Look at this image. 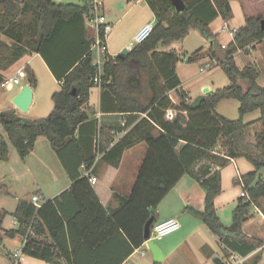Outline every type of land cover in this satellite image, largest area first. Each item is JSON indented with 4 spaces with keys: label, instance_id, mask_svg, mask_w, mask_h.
Masks as SVG:
<instances>
[{
    "label": "trees",
    "instance_id": "1",
    "mask_svg": "<svg viewBox=\"0 0 264 264\" xmlns=\"http://www.w3.org/2000/svg\"><path fill=\"white\" fill-rule=\"evenodd\" d=\"M146 1L156 17L151 36L133 46L124 57H114L106 52L99 76L101 84L97 85L94 79L99 75V66L95 52L91 51L95 40L87 43L83 60L63 73H59L53 63V56L63 51L64 31L71 27V22L84 21L90 12L89 0H85L84 5L55 0H0V34L15 41L10 57L0 55V68L8 69L26 54L40 53L56 78L63 81L61 89L52 95L53 110L45 117L28 118L15 110L0 112V160L9 159V141L24 159L34 150L40 136L46 137L62 157L79 126L88 118L85 106L94 86L102 87L103 99L114 100L113 111L147 113L136 126V130L144 131L141 139L145 141L147 152L133 190L119 208L109 212L89 177L74 174L67 166L74 183L61 196L70 193L74 198L76 211L71 216H65L60 210L59 197L42 202L41 207L31 201L19 200L13 213L19 227L6 231V235L12 238L21 235L24 239L32 227L35 233L29 235L24 247L27 256L49 264H79L85 248L101 249L121 233L129 245L125 260L144 244L147 222L155 216L156 223L160 202L184 175L191 176L205 189V208L201 211L193 209V212L216 235L225 241L231 237L247 243L251 250L264 245V241L253 239L242 230L253 205L264 200V179L258 177L264 167V85L259 84L261 73L254 65L240 69L233 56L240 49L247 50L254 42L264 39L263 16H246L245 24L238 28L234 40L223 49L210 24L219 16L224 20L231 19L233 0H183L187 7L182 12L175 9L171 0ZM191 29L199 30L211 41V56L219 61L231 81L196 101L181 88L182 81L177 72V64L182 60L180 53L176 49L158 50L160 46L169 47L184 39ZM0 44L9 48L1 39ZM202 50L188 56V62L199 61ZM132 68L139 70L138 75L131 76L126 83L123 74ZM25 69L30 85L36 86L34 70L28 65ZM140 69L149 73L152 96L147 104H140L130 88L139 85ZM3 80L4 76L0 75V85ZM171 92L175 93L177 103L170 96ZM224 99L240 101V118L232 120L217 111L218 104ZM170 108L178 110L173 119L167 117ZM256 110L261 112V117L246 123V114ZM257 123H261L263 129L256 133V143L246 144L243 149V140ZM155 129L157 134L153 132ZM2 131L6 132L9 141ZM102 136L108 141L111 139L104 128ZM125 146V141L117 143L108 154L120 157ZM250 148L256 149V153ZM241 156L248 157L255 169L237 180L244 184L248 197L239 199L233 212V223L226 226L215 203L223 191L221 169ZM91 162L92 159L89 164ZM215 166L219 169L214 170ZM47 233L53 243L40 240ZM2 239L0 234V244Z\"/></svg>",
    "mask_w": 264,
    "mask_h": 264
},
{
    "label": "crops",
    "instance_id": "2",
    "mask_svg": "<svg viewBox=\"0 0 264 264\" xmlns=\"http://www.w3.org/2000/svg\"><path fill=\"white\" fill-rule=\"evenodd\" d=\"M60 2L74 3L62 2V0ZM103 2L104 12L112 24V31L109 33L107 38V52L114 57L133 44L132 41L136 33L144 25L148 23H155L156 21L155 14L146 0H103ZM238 2H240L239 4H242L241 6L243 7L241 15L242 20L239 23L232 25L235 21V4ZM84 3L85 0H82L81 3L75 4L84 5ZM231 6V19L224 20L219 16L210 24L212 31L217 35V40L221 38V33L220 31L215 32L213 25L218 20L221 19L223 25L228 23L230 26L239 28L245 24L246 16H258L257 13L250 14L247 11L248 4H246L244 0H233L231 2ZM69 26L71 27L64 31L65 36L62 41L63 51L61 50L59 54L53 56V63L55 64V67H57L59 73H63L74 63L83 60L87 43L93 41V30L95 29L89 25L87 16H85L84 21L76 20L71 22V25ZM195 30L197 29H191L189 34L182 40H187ZM233 40V37L230 35V37L226 40H219V44L228 45ZM176 42L177 41L173 42L169 47L160 46L158 50L168 51L176 49L180 53L181 49L174 46ZM259 46L260 44H254L246 50L247 54L253 55L256 59L255 62H251L250 64L254 65L257 69L260 68L261 64H264V53L258 49ZM210 47L211 46L201 47L203 50L201 52L202 57L199 61H211L214 59L211 56ZM240 51L243 50L240 49L238 52ZM238 52L233 55L235 60ZM186 54L187 56L191 55L189 52H186L185 55ZM23 58H27L26 63L17 69L26 67L27 65L30 66L34 70L38 82L36 86H32L34 99L29 110L27 112H23L13 103V98L21 91L22 87L25 84H30L28 79L12 93L10 97V101L13 103L11 110H15L28 118L45 117L53 110L54 101L52 99V95L56 90L61 89L63 81L56 78L50 66L40 53L26 54L21 59ZM33 61H36L41 69L51 76V83L47 88V92L51 96V101L46 103L42 109L37 101L40 79L38 70L34 66ZM180 63L181 61L177 64V72L182 81L181 88L191 99H193L191 92L186 88V83L181 76L179 69ZM138 71L139 70L137 68L125 71L123 74V81L127 83L129 82L131 76L137 77ZM141 73L142 75H139V85H131L130 88L132 89L131 91L135 92V97L140 104H147L152 96V90L149 85V73L148 71L143 70H141ZM260 73L261 75L258 82L260 85H264V83H261L260 81L264 73H262V70ZM203 90L205 91V88ZM173 93L174 92H171L170 96L173 101L177 103ZM114 105L115 102L111 98L106 97L103 99V89L101 86H94L91 89L89 102L85 106L88 118L79 126L70 145L63 150L62 157L52 148L50 141L46 137L40 136L37 139L34 150L26 158H22L24 163L15 167L12 165L13 175L20 179V177H22L25 173L29 174L32 182L37 186V190L29 197H25L23 194H14L15 203H13L11 208L4 207L5 201L4 203L2 202L3 204L1 207H3V216L0 221L2 225L0 234L3 236V239L0 247L5 249L6 247H11L10 245L12 243L14 244V242H23V237L21 235H17L14 238L6 235V231L18 229L19 227L18 221L13 215L19 200L32 202L33 196H38L40 201L46 202L47 200L59 197L60 210L63 214H65V216H71L76 211L72 195L70 193H65V195L61 196L64 192L70 190L74 183V180L68 173L66 166L69 167L74 174H79L82 177L87 176L89 177V180L91 177L96 178L95 183L90 182L101 203L109 212L119 208L123 199L129 197L147 152L145 141L141 139L144 131L142 129L136 130V126L147 117V113L113 111L112 108ZM174 110L175 108H170L168 112H172L174 114ZM260 117L261 115L250 122L256 121ZM257 125L260 124H255L249 130L248 135ZM102 128H104L105 133L111 137L109 141L104 139L102 136ZM153 132L154 134H157L158 130L155 129ZM5 133V131H2L3 136L8 141V136L7 134L5 135ZM255 140L252 139L250 142L253 143ZM124 141L126 142V146L120 157L114 153L108 154L112 147H114L117 143ZM9 147L11 154V145ZM254 150L257 151L256 149ZM91 159L92 162L89 164ZM2 162H10V156L8 161ZM231 162L235 164L236 160L233 159ZM217 169H219V167L214 168V170ZM262 169L259 171L258 177L264 179V174L261 172ZM222 171L223 168L221 169V173ZM45 173L49 179L45 178ZM241 174L242 173L238 171V175L241 176ZM241 193L240 195L233 197L230 201L227 200L228 198L224 196L223 193L216 198V209L221 220V207H224L230 202H234L235 204L233 207L235 210L239 203V199L241 198ZM1 195L2 192H0V199L2 198ZM205 198L206 191L201 184L191 176L184 175L160 202L157 209L156 223L163 222L168 219H177L181 224V228L178 231L183 230L182 235L174 244H166V246L162 243L158 244L164 253V258L160 262L162 264H211L213 261L214 264H218L217 259L219 258L222 264H226L231 258H236L245 259V264H264V245L251 250L249 244L241 242L235 238L230 237L228 241L222 240L206 223L202 221L200 217L194 214L193 209L199 211L204 209ZM247 217V220L243 223V233L253 239H260L264 241V200H261L260 203L254 204ZM186 221L189 223L188 227H186ZM222 221L226 226H231L233 223H227L224 220ZM203 226H206L207 229ZM204 230H210L214 238H216V242L219 247H211L210 243H208L204 237L199 236L200 233L206 232ZM197 236L200 237V245L194 242V238ZM40 240L46 243H53L49 233L41 236ZM101 247L102 248L98 250L85 248L79 257V264H135L130 263V260L139 251H141V255L144 257V260H139L138 264L156 263L153 253L150 249L145 248V246H141L136 249L131 256L123 260L129 245L124 235L121 233H117L111 241H108ZM143 249L145 250L144 253L142 252ZM148 250L150 251V254L148 253ZM244 252L248 253L245 254ZM147 254L148 258L145 259ZM9 255L10 252H8V254L6 253V256L9 257ZM257 256H259V259L256 260ZM0 258L2 259L3 257L0 255ZM30 258L32 259V257L26 256L24 261L25 264H49L37 258H33L32 260H30ZM252 258L254 259L253 261H251ZM3 259L5 260V257ZM6 264H11V257H9L8 262L6 260Z\"/></svg>",
    "mask_w": 264,
    "mask_h": 264
},
{
    "label": "rangeland",
    "instance_id": "3",
    "mask_svg": "<svg viewBox=\"0 0 264 264\" xmlns=\"http://www.w3.org/2000/svg\"><path fill=\"white\" fill-rule=\"evenodd\" d=\"M56 1H61V0H56ZM246 4H248L247 11L250 14L257 13L258 15L263 16L264 18V0H244ZM62 2H74V3H81L82 0H62ZM235 4V21L232 23L237 24L242 20V9L243 7L241 6L242 4ZM245 6V5H243ZM223 26L222 20H218L214 25L213 29L215 32L221 33V38L218 39L226 40L230 37L229 33H225L221 31V28ZM233 27V26H232ZM93 40L96 39V32L93 30ZM0 39L7 45H9V48L3 47L0 44V55H4L5 57H10L11 54L13 53V50L11 49L12 44L15 42L12 38L8 37L7 35L0 34ZM132 43H136L135 39H133ZM254 44H260L259 48L261 51L264 53V39L258 42H254ZM250 45V46H252ZM175 47H179L180 50V55L182 60L181 63L179 64V69L181 76L183 80L186 83V88L189 89L191 92L192 100L196 101L199 99L201 96L205 95V91L203 90L204 88H209L210 90L214 91L219 88H223L231 83L230 78L226 74L225 70L223 67L219 64V61L214 64L212 63V67H208L205 72L201 71V67L206 66L210 60L206 61H197L194 63H190L187 61V54L185 53L189 52L190 54H193L195 51L200 49L201 47H209L211 46V42L209 39H207L199 30H195L192 32L190 37L187 40H180L177 41L174 44ZM249 46V48H250ZM243 51H240L236 54V60H237V65L240 69H243L247 65H249L251 62H255V58L251 54H247L245 49H242ZM95 55L96 58L98 59L99 52L97 49H95ZM183 52V53H182ZM106 53H101V60L104 61ZM187 56V57H186ZM7 59V58H6ZM5 59V61H6ZM27 61V58L21 59L17 64H14L8 69H3L0 68V75L4 76V79L7 78L8 76L13 75L16 72V69L23 64H25ZM34 66L38 70L39 74V79H40V86L39 90L37 92V101L39 105L41 106V109L51 101V96L47 92V88L50 86L51 83V76L47 74L41 67L38 65L36 61H33ZM13 67V68H12ZM26 68V67H24ZM18 70V69H17ZM259 71L262 70V73H264V64L260 65V68H258ZM27 78L23 79L22 83L27 80ZM261 83H264V74L261 77ZM21 84L19 85H13L10 87H1L0 86V112L4 111H9L11 110V107L13 103L10 101V97L12 93L20 87ZM174 98L176 99L175 93H173ZM239 107H240V101L237 99H224L222 100L218 106H217V111L222 114L223 116L235 120L240 118V113H239ZM174 117L176 116L178 110L175 109L174 111ZM261 112L256 111L252 114L246 115L244 117L245 122H250L251 120L257 118ZM47 116V115H46ZM41 118V117H40ZM260 125H257L254 130L250 131L249 135L245 137L243 140L241 146L243 149L246 148V144H255V139H256V133L257 131H261L263 129V125L259 123ZM251 134V135H250ZM6 135V133H5ZM254 139L255 141L251 143ZM9 141V139H8ZM10 142V141H9ZM11 145V154H10V162H2L0 160V192H2V198L0 199V221L3 216L2 214V204L5 201V206L6 208H11L13 203H15V195L14 194H19V195H24L25 197L31 196L34 192L37 190V186L32 182L31 177L29 174H24L22 177L16 178L13 175V169L12 167L18 166L20 164H23V160L17 150V148L10 142ZM253 153H256L253 148H250ZM236 163L234 164L233 162H229L227 165L223 167L222 171V187H223V195L226 196L228 201H230L233 197L240 195V193L244 190L243 189V183H239L237 180L245 173L249 172V170L255 169V165L253 162L246 156H241L235 159ZM13 165V166H12ZM236 165V166H235ZM216 168L218 166H215ZM238 171H240L242 174L241 176L238 175ZM264 174V167L261 171ZM22 175V174H21ZM46 179L48 176L46 173L44 174ZM9 189V191H8ZM3 202V203H2ZM238 202V201H237ZM205 203H206V198H205ZM234 202H230L229 204L225 205L224 207H221V216L222 220L226 221L227 223H232L233 222V210H234ZM205 208V207H204ZM202 223V222H200ZM189 223L186 221V227H188ZM203 225V224H201ZM205 229L206 226H203ZM255 230V229H254ZM182 231H177L175 233H172L168 236H165L161 239H157L156 242L159 244H163L166 246V244H174L182 235ZM206 231V230H204ZM199 236L204 237V239L210 243L211 247H219L218 243L216 242V238H214L213 234L210 232V230H207L206 232H202L199 234ZM197 236L194 238V242L198 245H200L201 241L199 240L200 237ZM11 247H6L5 249L3 247H0V255L1 257H5V260L0 258V264H6V260L8 262L9 257L19 248L22 246V242H14L10 245ZM149 251V250H148ZM10 252L9 257L6 256V253L8 254ZM150 254V251L148 252ZM5 254V255H2ZM148 254L145 256V259H147ZM33 259V257H32ZM30 258V260H32ZM139 260H144V257L141 255V251L137 252L135 256H133L130 260V263H135L138 264ZM254 259L252 258L251 261ZM43 264V263H42ZM211 264H214L212 261Z\"/></svg>",
    "mask_w": 264,
    "mask_h": 264
},
{
    "label": "built area",
    "instance_id": "4",
    "mask_svg": "<svg viewBox=\"0 0 264 264\" xmlns=\"http://www.w3.org/2000/svg\"><path fill=\"white\" fill-rule=\"evenodd\" d=\"M91 9L90 12L86 15L87 21L91 27H93L96 30V39L94 41V44L91 48V51H95V49L98 50L99 56L96 61V64L99 66V75L94 79L95 83L97 85L101 84V79L99 78L100 74L102 73V66L104 64V61L101 60V53H106L108 51L107 46V38L109 33L112 31V24L108 20L105 12H104V2L103 0H89ZM154 29V23H148L144 25L135 35L134 39L136 43H133L129 46V49L131 50L133 46L136 44L142 43L145 40H147ZM222 32H228L231 37H235L238 28L232 27L228 23H225L222 28ZM222 48H226L227 44H222ZM216 64L218 61L216 59H212L206 66L201 67V71L205 72L208 67H212V63ZM218 64V63H217ZM27 71L24 67L17 70L16 73H14L11 76H8L5 78L2 83L1 87L7 88L13 85H19L22 84L23 79L27 78ZM168 118L173 119L174 114L172 112H168L167 115ZM90 181L92 183L96 182L95 177H91ZM241 197H248V194L246 191H242ZM32 202L37 206L41 207L42 201H40V198L38 196H33ZM181 228V224L177 219H168L163 222L155 223L153 227L151 228V234L148 239L145 240L144 244L142 246H145V248L149 249L148 242L150 240H157L161 239L165 236H168L176 231H178ZM34 230L32 227L29 229V233L26 237H24L21 248L17 249L12 255H11V264H25V258L26 254L24 253V247L28 241L29 235L34 234ZM142 252L144 253L145 250L143 249ZM226 264H245V259H236L231 258L228 260Z\"/></svg>",
    "mask_w": 264,
    "mask_h": 264
},
{
    "label": "water",
    "instance_id": "5",
    "mask_svg": "<svg viewBox=\"0 0 264 264\" xmlns=\"http://www.w3.org/2000/svg\"><path fill=\"white\" fill-rule=\"evenodd\" d=\"M175 9L178 12H182L186 9L187 5L183 0H171ZM261 28L264 30V18L261 20ZM130 52L129 48L124 49L119 56L124 57L126 55H128ZM213 91L210 90L209 88H205V93L206 94H210ZM74 94H76V89H74L73 91ZM34 99V91L33 88L30 84H25L21 91L13 98V103L15 104V106L17 108H19L21 111L23 112H27L33 102ZM155 222V216H152L149 221L146 224L145 227V238L148 239L150 237L151 234V228L152 225ZM148 247L150 249V251L153 253L154 255V260L156 262H160L163 260L164 258V253L161 249V247L158 245V243L155 240H150L148 242ZM218 264H222L220 262V259H217Z\"/></svg>",
    "mask_w": 264,
    "mask_h": 264
}]
</instances>
